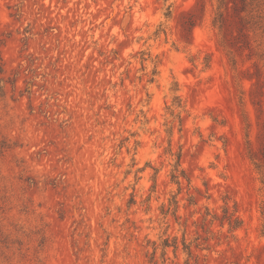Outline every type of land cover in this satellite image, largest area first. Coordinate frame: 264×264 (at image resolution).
I'll return each mask as SVG.
<instances>
[{"label": "rangeland", "instance_id": "374dc122", "mask_svg": "<svg viewBox=\"0 0 264 264\" xmlns=\"http://www.w3.org/2000/svg\"><path fill=\"white\" fill-rule=\"evenodd\" d=\"M0 264H264V0H0Z\"/></svg>", "mask_w": 264, "mask_h": 264}]
</instances>
